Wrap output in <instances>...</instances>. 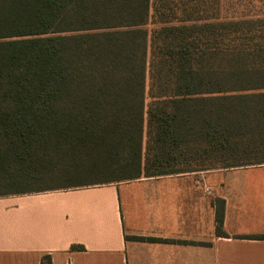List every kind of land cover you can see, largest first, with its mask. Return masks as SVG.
<instances>
[{"label":"trees","instance_id":"trees-1","mask_svg":"<svg viewBox=\"0 0 264 264\" xmlns=\"http://www.w3.org/2000/svg\"><path fill=\"white\" fill-rule=\"evenodd\" d=\"M221 5L0 0V197L264 165V12Z\"/></svg>","mask_w":264,"mask_h":264},{"label":"crops","instance_id":"crops-1","mask_svg":"<svg viewBox=\"0 0 264 264\" xmlns=\"http://www.w3.org/2000/svg\"><path fill=\"white\" fill-rule=\"evenodd\" d=\"M260 235L264 165L0 197V264H264Z\"/></svg>","mask_w":264,"mask_h":264},{"label":"rangeland","instance_id":"rangeland-1","mask_svg":"<svg viewBox=\"0 0 264 264\" xmlns=\"http://www.w3.org/2000/svg\"><path fill=\"white\" fill-rule=\"evenodd\" d=\"M222 13L229 15L234 11L241 14L254 15L256 13L264 12V0H222ZM150 26L149 28H151ZM58 181H49L41 184H57ZM61 182V181H59ZM55 186V185H49Z\"/></svg>","mask_w":264,"mask_h":264},{"label":"built area","instance_id":"built-area-1","mask_svg":"<svg viewBox=\"0 0 264 264\" xmlns=\"http://www.w3.org/2000/svg\"><path fill=\"white\" fill-rule=\"evenodd\" d=\"M205 191L209 194L211 193L210 189L206 188Z\"/></svg>","mask_w":264,"mask_h":264}]
</instances>
